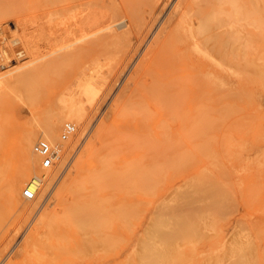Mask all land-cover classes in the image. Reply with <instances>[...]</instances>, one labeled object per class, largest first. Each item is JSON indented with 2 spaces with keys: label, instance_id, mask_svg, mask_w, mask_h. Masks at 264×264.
<instances>
[{
  "label": "rangeland",
  "instance_id": "1",
  "mask_svg": "<svg viewBox=\"0 0 264 264\" xmlns=\"http://www.w3.org/2000/svg\"><path fill=\"white\" fill-rule=\"evenodd\" d=\"M179 1L0 0V73L45 64L0 83V178L26 130L79 111L54 165L31 163L38 196L0 179V264H264V0H184L144 68ZM90 9L131 32L94 35Z\"/></svg>",
  "mask_w": 264,
  "mask_h": 264
},
{
  "label": "bare ground",
  "instance_id": "2",
  "mask_svg": "<svg viewBox=\"0 0 264 264\" xmlns=\"http://www.w3.org/2000/svg\"><path fill=\"white\" fill-rule=\"evenodd\" d=\"M185 1H187V0H185ZM185 1L184 0H180L177 3V5L175 6V9L173 11H171L170 14H169L168 26L165 25L164 27L159 29V31L155 35V37H154L153 41L151 42L150 47H149V49L147 51V54H148L147 57L143 58V60H142V64H143L144 68H150L155 63L157 58L159 57V52L162 50V47H163L161 44H162V42L165 39L164 35L166 34V32H168L170 30V29H167V28L170 27L171 21H173L175 19V17L178 15V13H177L178 9L182 8V7H184L186 5ZM165 3H167V2H165ZM164 6H166V5H164ZM89 7H90V5H89ZM100 21H101V18L97 16L96 11L93 10V9H90V10H88V12H86L84 14V16H83V18L81 20V24L84 27H86V29L94 31V33H93L94 35H97L100 31L105 30L106 32H105L104 35L107 36V38H119L120 36L127 35V34H129L131 32V28H128V30L126 32L119 33L114 28H112L111 25H107L106 24L103 27L102 21L101 22ZM104 22L105 21L103 20V23ZM108 22H109V20H108ZM105 23H107V21ZM107 38L105 40H107ZM187 42H188V38H184V39H182L180 41L179 45H186ZM71 51H73V50H71ZM152 52H154V53L152 55H150ZM154 55H155V57H154ZM60 58L59 59L58 58H54L53 64L55 65V63L57 61H59ZM27 64L28 63H24V64L20 65L19 67L17 66L15 69L6 70L3 73L1 72L0 73V83L3 84V85L6 84V83L9 84V85L10 84H12V85L16 84V86L18 87V85H20V83H22L24 81L27 82V80L29 79L30 76H32V74L41 72L42 69H43V66L45 65L43 62H39L35 66V69L32 72H28L26 70H23V68L26 67ZM46 66H48V64ZM49 66H51V65H49ZM139 67H141V66H139ZM139 67H138L137 71L141 70V68L139 69ZM44 69H45V67H44ZM78 75H79V73H78ZM85 75H84V77H85ZM83 79L86 81L88 78L86 77V78H83ZM94 85L95 84L91 85L89 89H91L93 91H96V88L94 87ZM20 86H22V85H20ZM63 103H64V101H63ZM78 113H79V111L77 110V108L75 107V105L73 103L66 102L64 107H63L62 113L58 114V116H56V117L54 116L55 117V118L53 117L54 119L51 118L53 120H51L49 123L47 122V125L42 127V131L41 132L37 131V130H35L34 128L31 127L28 130H26L27 132L24 133L21 136V140H20V144H19L20 147L19 148L21 150L22 160H24L23 162H25L24 166H26V167H24L25 169L21 170L20 173H18L16 175L10 174L9 171H7L9 174L6 173V171H3L2 174H1V178H0L1 181H3L5 183V185L8 186V188L10 189L11 194L14 197H16V199H20V195H19L20 190L23 189V192H24V190L27 189V188L31 189L32 191H34L36 196H38V194L41 192L42 188L44 187V185L46 183L45 179H42V178L46 177L45 172L42 174L43 177H41V178L39 176H36V174L32 175L31 177H29V173L27 174V172L31 170V163H34V164L36 163L37 164L38 159H40V158H38V154L33 149V146H34L33 144H34V141L37 138L38 132L40 133L39 135L43 136L46 140L49 141V143L53 147V150L60 155L61 152L63 151V146L61 147V144L59 142H57L58 137H59V134H58L59 123H61L63 120H66V121L67 120L68 121H71V120L73 121L74 120L75 121L79 117ZM102 123H101V128H102ZM22 168H23V166H22ZM47 185H48V183H47ZM22 194L23 193H21V197H22ZM43 219H44V217H43ZM101 238L104 239L103 234L100 232L97 235V237L94 238V240L96 241V240L101 239ZM111 238H112V232L109 231L107 233V239H109V241H111ZM26 239H28V238H26ZM26 239H25L26 245H28L29 242L32 243L31 242L32 238L30 239V237H29V241H27ZM26 253H27V251H26ZM112 260H113L112 256L111 257L109 256V257H91V258H89V262H97V263H103V264L104 263H108V262H110ZM9 263H11V262H9Z\"/></svg>",
  "mask_w": 264,
  "mask_h": 264
},
{
  "label": "built area",
  "instance_id": "3",
  "mask_svg": "<svg viewBox=\"0 0 264 264\" xmlns=\"http://www.w3.org/2000/svg\"><path fill=\"white\" fill-rule=\"evenodd\" d=\"M76 130V126L71 122H66L64 125L63 138H67L70 134H73ZM34 151L40 156L41 167L47 169L54 165L57 157L53 147L46 139H39L33 146ZM26 198L32 199L35 197V192L31 189H25L23 192Z\"/></svg>",
  "mask_w": 264,
  "mask_h": 264
}]
</instances>
